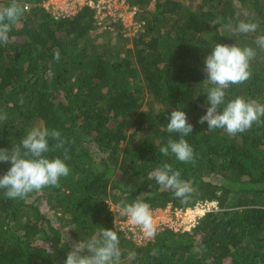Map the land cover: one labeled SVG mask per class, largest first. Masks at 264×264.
Listing matches in <instances>:
<instances>
[{"label":"trees","instance_id":"16d2710c","mask_svg":"<svg viewBox=\"0 0 264 264\" xmlns=\"http://www.w3.org/2000/svg\"><path fill=\"white\" fill-rule=\"evenodd\" d=\"M46 1L17 0L24 15L0 43V114L7 115L0 149L11 150L33 127L59 131L64 146L55 149L49 138L44 155L64 160L70 173L59 187L24 199L0 189V264H64L73 243L101 228L117 232L121 264H264V123L234 136L198 123L210 106L203 69L216 43L256 51L251 78L230 85L225 102L239 96L264 104V50L255 43L264 35V0H120L144 23L135 36L121 21L99 26L88 7L55 18ZM241 20L256 31L234 33L229 25ZM174 109L193 125L184 138L194 164L159 151L180 138L167 131ZM165 163L195 189L187 203L149 178ZM10 167L0 162V177ZM141 198L151 210L216 208L190 231H158L137 245L116 229L126 218L116 205Z\"/></svg>","mask_w":264,"mask_h":264},{"label":"clouds","instance_id":"9594fccd","mask_svg":"<svg viewBox=\"0 0 264 264\" xmlns=\"http://www.w3.org/2000/svg\"><path fill=\"white\" fill-rule=\"evenodd\" d=\"M24 12L25 8L17 0H11L9 5L0 7V43L9 42L12 27L19 23ZM217 23L218 21H214L212 25ZM229 27L234 33L247 34L255 32L258 25L241 20L235 26ZM255 43L264 50V35L258 36ZM255 56L256 51L252 47L241 48L237 44L222 43H216L211 53L206 56L203 71L207 77L205 81L211 85L207 88L206 96L210 106L206 107V112L199 118L198 123L207 122V130L223 129L227 134L234 136L251 129L254 123H264L261 120L264 117V104L239 96L225 102V90L230 85L242 84L251 78L250 61ZM55 58L59 59L58 51L55 52ZM220 108L222 111L218 110ZM6 119V113L0 114V121ZM167 131L179 133L180 138H169L166 146L160 147V153L164 156L171 153L182 163L194 164V150L184 138L192 133L193 125L187 122L183 110L171 111ZM49 138L56 141L53 146L55 149L62 148L65 144L59 131L33 127L11 150L0 149V162L11 163V167L0 177V189L5 190L4 195L7 198L24 199L29 193L40 192L45 187H59L61 177L69 175L70 169L64 160L59 157L50 159L44 155L50 151ZM180 176L181 173L167 163L149 173V178H154L162 188L170 189L181 203H187L195 189ZM116 209L130 224L140 229L142 238H155L157 226L149 204L142 198L132 203L121 200ZM64 237V241L69 239L65 235ZM119 244L116 231L101 228L98 235H93L87 241L73 243L64 264H121ZM135 255V252L129 253L131 258ZM151 255H157V251L153 249Z\"/></svg>","mask_w":264,"mask_h":264},{"label":"built area","instance_id":"2783aa9c","mask_svg":"<svg viewBox=\"0 0 264 264\" xmlns=\"http://www.w3.org/2000/svg\"><path fill=\"white\" fill-rule=\"evenodd\" d=\"M48 1V0H47ZM46 1V2H47ZM60 2V1H59ZM68 2V3H67ZM66 5L70 4V7L62 3L59 5L49 4L46 6L50 10L51 14L55 18L71 17L76 15L83 7L91 8L95 11V18L99 26L104 29L111 28V26H105L104 23L111 19L113 23L121 21L123 27L129 32V36H135L143 32L144 23H139L135 20V10H131L128 5L120 0H66ZM62 4V6H61ZM120 6V9L126 8L127 11L132 13L129 17L126 15L115 14L113 6ZM125 10V11H126ZM124 12L123 10H121ZM129 22V23H128ZM216 203L201 202L196 204L192 209L178 210L173 209L171 206H167L165 209L151 210L153 214L154 222L158 231L171 230L174 232L190 231L196 226L198 220L203 217L207 212L212 211ZM216 208V207H215ZM116 229L123 232L127 237L134 241L137 245H143L150 240L142 238L140 229L130 224L127 218L123 220H117L115 222Z\"/></svg>","mask_w":264,"mask_h":264},{"label":"rangeland","instance_id":"374dc122","mask_svg":"<svg viewBox=\"0 0 264 264\" xmlns=\"http://www.w3.org/2000/svg\"><path fill=\"white\" fill-rule=\"evenodd\" d=\"M60 1V2H59ZM66 0H48L46 3H45V6H49V4H56V5H59L60 3L64 4L65 7L68 6L70 7V4L66 5L67 3H65ZM61 4V6H62ZM113 8L115 9L114 10V13L115 14H121V15H126L128 16V19L130 16H132V13H130V11H127L126 8H122L120 9V6H116L114 5ZM121 10H123L124 12H122ZM126 10V11H125ZM135 17V16H134ZM129 23V22H128ZM129 33V32H128ZM109 36L111 37V41H115L117 39V33L112 31L111 34L109 33ZM216 207V206H215ZM214 207V208H215Z\"/></svg>","mask_w":264,"mask_h":264}]
</instances>
